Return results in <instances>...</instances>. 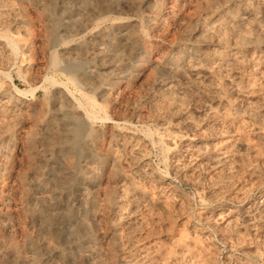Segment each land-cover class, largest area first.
Listing matches in <instances>:
<instances>
[{"label": "rangeland", "instance_id": "rangeland-1", "mask_svg": "<svg viewBox=\"0 0 264 264\" xmlns=\"http://www.w3.org/2000/svg\"><path fill=\"white\" fill-rule=\"evenodd\" d=\"M0 264H264V0H0Z\"/></svg>", "mask_w": 264, "mask_h": 264}, {"label": "bare ground", "instance_id": "bare-ground-1", "mask_svg": "<svg viewBox=\"0 0 264 264\" xmlns=\"http://www.w3.org/2000/svg\"><path fill=\"white\" fill-rule=\"evenodd\" d=\"M87 1V0H86ZM109 1V0H108ZM101 2H104V3H106L107 2V0H101ZM84 3H86L85 1H84ZM108 4V3H107ZM91 5V4H90ZM105 5V4H104ZM127 34H122V36L121 37H128V36H126ZM128 40V39H127ZM204 56H206V55H204ZM206 58V57H205ZM202 59H204V58H202ZM112 65H113V70L111 71V72H108V74H107V80H111V79H117V78H119V76L121 75V74H125V71L123 72V71H121L120 70V68L118 67V65H116V64H113V63H111ZM161 64V63H160ZM161 66V65H160ZM103 67V66H102ZM196 68V67H195ZM101 69H105V67H103V68H101ZM211 69V68H210ZM126 70V69H125ZM200 70V69H199ZM121 71V72H120ZM163 71V70H162ZM195 71V70H194ZM91 74V76H96V75H98L99 74V71H93V72H90ZM86 76V75H85ZM248 82V81H247ZM249 83H250V81H249ZM248 83V84H249ZM247 84V85H248ZM251 90V91H250ZM242 92V91H241ZM244 92V91H243ZM255 92V90L254 89H249L248 91H246V93H251V94H253ZM114 160L115 161H117L118 160V157L117 156H115L114 157ZM223 160H225V159H221V161L220 162H222V163H224L223 162ZM218 161V160H217ZM226 161H227V159H226ZM219 162V163H220ZM42 211L41 212H39V217L41 218V220H42V222H44V224H45V227L47 226L48 228H50V230H51V228L53 227V225L55 224L54 222H55V219L53 218L54 217V215L53 214H51L50 213V209H51V206H52V202H50L49 201V199H42ZM51 204V205H50ZM57 222V221H56ZM82 223V224H81ZM83 223L85 224V222H82V220H81V222L79 223L80 224V227L81 226H83ZM85 226V225H84ZM55 229H57L56 227H54ZM45 229H47V228H45ZM53 229V228H52ZM49 230V231H50ZM51 232H52V230H51Z\"/></svg>", "mask_w": 264, "mask_h": 264}]
</instances>
